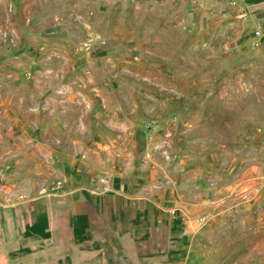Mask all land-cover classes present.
Here are the masks:
<instances>
[{"label": "rangeland", "instance_id": "obj_1", "mask_svg": "<svg viewBox=\"0 0 264 264\" xmlns=\"http://www.w3.org/2000/svg\"><path fill=\"white\" fill-rule=\"evenodd\" d=\"M262 17L264 0H0V101L42 145L131 164L191 228L169 226L163 264H264Z\"/></svg>", "mask_w": 264, "mask_h": 264}, {"label": "crops", "instance_id": "obj_2", "mask_svg": "<svg viewBox=\"0 0 264 264\" xmlns=\"http://www.w3.org/2000/svg\"><path fill=\"white\" fill-rule=\"evenodd\" d=\"M257 22L254 48L264 51V17ZM9 105L0 101L12 124L0 126V264H163L169 226L182 236L181 214L137 190L124 159L102 161L104 148L60 149L52 133L42 145L46 135ZM56 178L62 187L51 193Z\"/></svg>", "mask_w": 264, "mask_h": 264}, {"label": "built area", "instance_id": "obj_3", "mask_svg": "<svg viewBox=\"0 0 264 264\" xmlns=\"http://www.w3.org/2000/svg\"><path fill=\"white\" fill-rule=\"evenodd\" d=\"M256 28H257V30H256V36L258 35V33H259V25L257 24V26H256ZM111 173L110 172H108V173H106L105 174V178H110L111 177ZM62 187V180L60 179V178H56V179H54L50 184H48V186H47V190L49 191V192H51V193H55V192H57L60 188ZM173 211V210H172ZM179 213L181 214V216H182V214H183V216H185V212L183 211V209H179ZM182 216V217H183ZM205 215L204 214H198V215H196V216H194L193 218H192V224H193V226H195V227H200V226H202L203 224H204V222H205ZM180 232H181V234H183V235H189L190 233H191V228L190 227H188V225H187V223L186 222H183L182 224H181V227H180Z\"/></svg>", "mask_w": 264, "mask_h": 264}]
</instances>
